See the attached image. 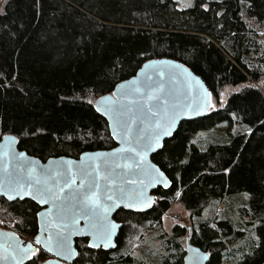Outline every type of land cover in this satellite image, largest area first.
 <instances>
[{
    "label": "trees",
    "instance_id": "1",
    "mask_svg": "<svg viewBox=\"0 0 264 264\" xmlns=\"http://www.w3.org/2000/svg\"><path fill=\"white\" fill-rule=\"evenodd\" d=\"M171 57L199 74L212 92L205 117L183 121L153 160L172 181L154 191L146 212L120 209L123 224L114 250L77 242L74 264H132L124 245L144 223H161L175 200L198 226L179 224L167 237L163 264H183V237L210 254L208 264H228L225 256L246 231L229 220L201 217L214 201L247 193L244 227L259 242L232 264L264 260V0H7L0 13V141L19 138V147L43 161L80 157L116 143L108 121L95 109L98 97L134 76L148 60ZM254 86V87H252ZM223 93V96L221 95ZM225 98V99H224ZM224 125L205 148L195 143L204 131ZM176 192L180 193L177 198ZM3 216L23 238L38 233L41 207L32 200L8 201ZM195 223V222H194ZM38 255L48 259L42 251ZM42 264L34 257L26 264Z\"/></svg>",
    "mask_w": 264,
    "mask_h": 264
},
{
    "label": "water",
    "instance_id": "2",
    "mask_svg": "<svg viewBox=\"0 0 264 264\" xmlns=\"http://www.w3.org/2000/svg\"><path fill=\"white\" fill-rule=\"evenodd\" d=\"M137 84L141 85V93L134 94L132 90ZM145 85H151L153 89L161 88V92L158 93L161 96L159 102L160 105H163L164 102L167 101L169 111L175 113V123L171 124V131L169 135H163L160 130L154 129L153 126L147 123L141 124L138 119L141 115L139 105L144 103L142 94L147 90L144 87ZM205 90L208 93H211V106L204 108L199 114H197L195 109L203 103L205 99ZM101 97H108L109 99L107 101H101ZM132 99H136L139 103L136 105L132 104ZM113 101L117 102L119 111L123 113V116H121L120 119L122 121H128L130 124V132L128 133V136L131 137V146L135 147L134 141L138 135L148 136L152 139L153 147L152 149L145 151L142 163L139 158H136L135 161L127 159V157L133 156L134 153L120 151L121 149H127L129 144L124 142L126 137L121 131V128L116 124L117 114L112 112ZM148 103L156 105V101L154 100L149 101ZM189 106L193 110L190 111ZM97 108L100 109L98 112L108 121L112 138L116 143L113 148L86 151L78 158L62 155L51 157L48 160L43 161L39 157L29 154L26 150L20 149L19 138L16 135L6 134L0 141V182H4L6 184L11 179L13 174L19 172L21 166L25 169L34 168L36 173H40L44 170L56 169L66 171L70 167L72 173H76L79 177V171L81 168L88 166L95 168L98 165L99 176L97 179L100 184V192L102 194L106 193L110 188L115 192V195L118 196L120 195L119 189L122 188L127 196L137 198L139 197L140 192L143 191L144 199L151 197L154 201L150 207H145L141 203L137 205V207L128 208L124 207V203H120L119 207L108 212V219L114 221L120 227L116 230V235L113 237V244L115 246L109 248L101 246L100 248L104 250H114L118 246V237L123 227V224L116 220L115 214L120 209L135 212L149 211L154 207L157 201V195L154 191L159 187L165 189L171 187V179L153 160V155L164 147V143L167 139L174 136L183 121L196 120L209 114L212 109V92L207 82L188 65L171 57H160L146 61L134 76L119 82L113 92L98 97L95 101V109L97 110ZM106 110H108V114H106ZM155 135H159L158 145L155 143ZM137 150L139 151L140 149ZM97 153L107 155L97 157L95 156ZM67 161H71L72 164L69 166ZM138 163L141 164V167H136V164ZM125 165H130V167H126ZM91 168H89L90 171ZM141 168L147 169L151 175L145 176L141 171ZM156 170H158V172ZM109 173L111 174L112 183H107L103 179V177ZM158 173H163L164 177L169 182L168 187H164L161 183H150L154 177L158 176ZM92 174L94 176L96 175L95 172ZM141 180L143 181V184L140 183ZM129 181L136 182L131 183ZM77 184H79V178L77 179ZM75 187L76 186L74 185L73 188ZM13 195L15 194L13 193ZM0 196L7 199L6 196ZM17 200H32L41 207V210L39 211V214L41 215H38L39 231L37 235H40L42 239L47 237L49 231L55 232L57 230L56 227H53V225L56 224V209L53 207L52 202L38 203L37 200H33L29 195H24L23 198L16 196L15 199L11 200V202ZM69 207H71L70 202ZM137 208H143V210L140 211L137 210ZM101 212H103V209H101ZM71 214L72 213L70 212L69 215ZM49 221L51 223H47ZM42 226H45L44 231L41 230ZM76 227L86 230L87 226L85 221L80 219ZM0 233L15 234L14 237L11 235H0V264H15L11 258L12 250L7 249L6 246L10 242L15 244L17 238L22 242L33 243L34 247H40L35 245V238L32 241L23 239L19 233L13 230L0 228ZM84 238H88L89 243L92 239L91 236L81 233L72 234L70 236L71 246L77 253V255L72 259L64 260L61 257L48 253L51 256L48 260L53 262L58 261L59 264H74L79 253L76 247V239ZM186 250L187 252L184 257L183 264H208L210 254L201 247L191 243L189 236L186 239ZM4 256H8V259H4ZM203 256H206L207 258L201 259ZM29 261L30 260L26 259L24 264ZM260 264H264V260Z\"/></svg>",
    "mask_w": 264,
    "mask_h": 264
},
{
    "label": "snow or ice",
    "instance_id": "3",
    "mask_svg": "<svg viewBox=\"0 0 264 264\" xmlns=\"http://www.w3.org/2000/svg\"><path fill=\"white\" fill-rule=\"evenodd\" d=\"M7 2V0H5ZM190 6V5H189ZM147 67V66H146ZM150 79V77H149ZM147 90L142 94L144 103L139 105V111L141 115L138 117L141 124L147 123L154 127V129L160 130L163 135H169L171 131V124L175 123V113L170 112L167 107V101L163 105H160L161 96L158 94L161 92V88L153 89L151 85L144 86ZM254 87V86H252ZM133 93H141V85L137 84L132 90ZM223 96V93H221ZM205 99L202 104L199 105L195 111L199 114L204 108L211 106V93L205 90ZM146 97V98H145ZM108 97H101V101H107ZM156 101V105L149 104V101ZM131 103L136 105L139 103L136 99H132ZM112 112L117 114L116 124L121 128L126 139L125 143L129 144L127 149H121L120 151H127L134 153L133 156L127 157L133 161L139 158L141 163L143 162V156L145 151L152 149V139L148 136L138 135L134 141L135 147L131 146V137L128 136L130 132V124L128 121H122L120 119L123 113L119 111L117 102H112ZM100 109L97 108V111ZM189 110L191 107L189 106ZM108 114V110H106ZM131 119V118H130ZM155 143L159 144V135L154 137ZM137 149H140L139 151ZM23 155V154H21ZM101 155L97 153L95 156ZM70 166L71 161H67ZM130 167V165H125ZM136 167H141V164H136ZM91 166L81 168L79 171V177L76 173H72L69 167L65 170H44L40 173H36L34 168L25 169L21 166L19 172L12 175L11 179L5 184L0 182V195L6 196L8 200L15 199L16 196L23 198L24 195H29L33 200H37L38 203L52 202L53 207L56 209V231H49L46 238L40 235L35 237V245L40 247H34L33 243H27L19 241L18 238L15 244L8 243L7 249L12 250V260L15 264H24L25 260H31L36 257L37 260H41L42 264H59V262H53L48 259H44L43 256L38 255L43 249L47 253L54 254L57 257H61L64 260L72 259L77 253L73 250L70 242V236L72 234L81 233L92 237L88 247L91 248H104L114 247L113 237L116 235V230L120 227L114 221L108 219V212L120 206V203H124V207L133 208L139 204H143L145 207H150L154 202L151 197L143 198V191L140 192L139 197L132 198L126 195L124 190L119 189L120 195H115L112 189H108L106 193L100 192V184L97 177L99 176V166L91 168ZM141 171L145 176H150L151 173L144 168ZM158 172V170H156ZM95 172L94 176L92 173ZM62 178V183H61ZM79 178V184L77 179ZM103 179L107 183H112L111 174L104 176ZM135 183L136 181H129ZM143 184V181H140ZM150 183H161L164 187H168V181L164 177L163 173H158V176L154 177ZM76 186L73 188V186ZM68 190V191H66ZM13 193L15 195H13ZM177 198L180 197V193L176 192ZM128 201V202H126ZM69 202L71 207H69ZM111 202V203H107ZM103 209V212H101ZM142 211L143 208H137ZM72 213L69 215V213ZM38 215H41L38 213ZM83 219L86 223V230L76 227L79 220ZM47 223H51L50 221ZM42 231L45 230V226H42ZM4 236H13L9 233H0ZM4 259H8V256H4ZM206 256L201 259H206ZM32 264H36L33 260Z\"/></svg>",
    "mask_w": 264,
    "mask_h": 264
},
{
    "label": "rangeland",
    "instance_id": "4",
    "mask_svg": "<svg viewBox=\"0 0 264 264\" xmlns=\"http://www.w3.org/2000/svg\"><path fill=\"white\" fill-rule=\"evenodd\" d=\"M180 8H187L193 4L194 0H176ZM212 1V0H209ZM219 1V0H215ZM5 0H0V13L4 10ZM190 5V6H189ZM225 99V98H224ZM224 125H218L215 128L201 132L196 138L195 143L200 148H205L211 140L217 139V136L223 133ZM251 198L249 194L241 192L232 196L223 198L220 201L212 202L204 211L202 220H210L211 224L216 227V222L220 220H229L234 222L235 228H243L246 233L243 239L234 249H230L225 256V262L228 264L238 262L243 253L248 251L253 243H258L259 238L253 227H244L241 214V208L249 206ZM9 206L7 204L0 206V227L10 230L11 225L6 223L3 216L8 215ZM190 211L187 210L178 200L172 204L169 212L163 216L161 223L151 224L149 222L139 225L136 231L128 234L126 244L123 246L127 249L128 254L133 257L132 264H163L164 256L169 255L170 250L167 248V235L171 234L174 227L183 224L189 226H198L194 221ZM195 222V223H194ZM186 236L182 239V244L186 245ZM30 239V238H29Z\"/></svg>",
    "mask_w": 264,
    "mask_h": 264
},
{
    "label": "flooded vegetation",
    "instance_id": "5",
    "mask_svg": "<svg viewBox=\"0 0 264 264\" xmlns=\"http://www.w3.org/2000/svg\"><path fill=\"white\" fill-rule=\"evenodd\" d=\"M41 210V209H40ZM39 213V212H38ZM116 215V214H115ZM39 224V223H38ZM0 228H2V229H8V228H5V227H0ZM8 230H10V229H8ZM38 231H39V229H38ZM37 235V234H36ZM36 237V236H35ZM34 237V238H35ZM23 238V237H22ZM34 238H32V239H28V238H23V239H26V240H30V241H32V240H34ZM85 239H87V241H88V244H89V240H88V238H85ZM79 240H81V239H76V247H77V242L79 241ZM77 249H78V247H77ZM42 250V249H41ZM42 251H44V250H42ZM78 252H79V250H78ZM186 252H187V250H186ZM47 253V252H46ZM48 254V253H47ZM79 254V253H78ZM49 255V254H48ZM186 255V254H185ZM185 257V256H184ZM49 258H51V256L49 255V257H48V259ZM183 263H184V261H183Z\"/></svg>",
    "mask_w": 264,
    "mask_h": 264
}]
</instances>
